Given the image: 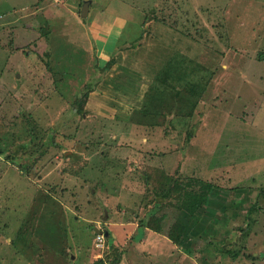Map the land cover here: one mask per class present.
I'll list each match as a JSON object with an SVG mask.
<instances>
[{
	"label": "rangeland",
	"instance_id": "obj_1",
	"mask_svg": "<svg viewBox=\"0 0 264 264\" xmlns=\"http://www.w3.org/2000/svg\"><path fill=\"white\" fill-rule=\"evenodd\" d=\"M42 1L21 2L0 32V264L100 261L93 241L110 211L90 206L92 186L76 190L56 166L105 153L120 129H96L90 116L113 101L136 122L124 130L136 154L105 182L133 189L127 216L169 239L152 262L264 264V0H98L83 19V0ZM13 3L0 0V13ZM92 20L104 24L99 44L119 48L104 67L89 52ZM173 57L188 62L179 80ZM150 156L167 171L147 167L138 186L132 172ZM191 177L212 182L211 194L199 196ZM169 186L179 194L162 200ZM113 254L96 264H121Z\"/></svg>",
	"mask_w": 264,
	"mask_h": 264
},
{
	"label": "crops",
	"instance_id": "obj_2",
	"mask_svg": "<svg viewBox=\"0 0 264 264\" xmlns=\"http://www.w3.org/2000/svg\"><path fill=\"white\" fill-rule=\"evenodd\" d=\"M35 1L37 0H33V2ZM84 1L88 3V11L86 15H82L81 9L82 19L83 17L85 18L90 15V11L93 7L92 3L97 2L98 0H83V2ZM21 2H24V0H14L13 5H10L8 9H5L2 13H0V32H3L7 29V26L3 27L6 23L5 19L9 20L14 15L19 16V14H16V12L20 10V7H22L21 10H24L23 6H19L20 4H22ZM42 3L45 4L44 7H50L51 4H54L53 0H43ZM124 4L127 5L126 3ZM127 6L129 7V5ZM35 7L36 6H34V8ZM121 13L123 15V12ZM126 16L128 18L131 17L127 14ZM126 16H123L122 18ZM82 22L81 24H84V22ZM89 24H96V26L98 27V30H96L95 32L94 39L91 38L92 43H97V45H89L92 47V49H89V52L90 50L93 51L95 48L96 50H94L93 52L99 59V64L101 65V67H104L107 65L108 60L112 56H114L115 52L119 48L115 47V50L112 51L111 49L107 48L106 45L99 44L101 42H104V44H108L107 39L104 40L102 38L103 36L99 32L104 28L103 22L94 23V20H92ZM87 33L91 32L88 31ZM105 51L109 55L105 56ZM100 72H104V69L102 68ZM109 98L117 100L113 96ZM111 102L112 101L107 100L106 103L110 105ZM113 105L115 108L111 113H104L103 111H101L100 113L96 111L94 115L91 114L90 116V119H92L93 125L96 129H104V125L109 123L113 124L112 127L116 126V129L118 127L120 129V131H118L117 133L114 132V134H112V132L111 134H109L110 137L107 138V141L103 142L105 148H103L102 150H105V153L94 154L91 151L92 153L87 154L80 151V153L77 155L67 154L62 161H59V165L61 164L60 167L57 165L56 168L57 171L61 174L60 178L62 177L67 185L70 184L69 186H74L76 190H80L85 193L83 186H92L90 192H88L90 197L86 200L90 206L93 207L95 205L98 209L101 206H104L109 209L110 212L104 219L105 223L108 225L106 229H108L109 231V236L107 237L108 247L106 255H112L113 253H115L114 248L115 246H117L120 247L123 251L121 264H135V258L139 257L141 258L142 264H155L154 262H152V259L155 257V255H153L152 253V250L160 254L162 250L161 244H164L165 242L167 243L169 239L161 229L150 227L149 225L143 224L139 221L137 222V218L135 216L134 219H132L131 216H127L126 213L130 211L129 209L136 208V203L133 202L135 200V192L133 191V189L122 186L118 190H116L118 188H116V186L119 183H116L112 187H108L105 182L106 177H109L110 179L115 177L119 178V173L123 172V170L128 171L129 169L126 170V168L127 166L129 167V151L130 155L136 154L133 153V149H131L129 147V143H127V141L132 137L130 132L127 130L124 131L126 127L135 128L133 123L135 124L136 122L133 120L131 112L122 110V108H120V106L114 101ZM133 113L134 112H132V114ZM106 126L108 127V125ZM134 139L136 140V138ZM120 141H124L125 143H121ZM162 159L163 157L158 158L157 156L154 158L150 156L148 159H145L149 163V165H145L144 168L155 166L153 167V169L156 168V170L159 171V169L164 168L167 171V168L165 167L166 165L161 162ZM56 163L52 164L51 167L53 165H56ZM140 173H142V167H138L137 170H135V173L132 172V175L137 177V185L140 182ZM111 175H113V177ZM141 189L142 186L140 190ZM67 204L69 205V203ZM128 241L132 242L129 245V251L123 250L121 246H125ZM177 251L182 252V250L179 248H177ZM162 255L163 253L160 254V256Z\"/></svg>",
	"mask_w": 264,
	"mask_h": 264
},
{
	"label": "trees",
	"instance_id": "obj_3",
	"mask_svg": "<svg viewBox=\"0 0 264 264\" xmlns=\"http://www.w3.org/2000/svg\"><path fill=\"white\" fill-rule=\"evenodd\" d=\"M178 58V57H177ZM177 58H175V57H173L172 58V60L170 59L168 62H167V67L168 68H170L171 69V76L172 75H185V74H179V72H180V69H182V67L183 66H188V62L186 63V61L184 60L185 58L184 57H182V59H181V62H179V60L177 61ZM184 58V59H183ZM175 62V63H174ZM173 66V67H172ZM195 68H196V66H195ZM167 72H168V70H167ZM165 73V74H164ZM161 75L162 76H165V77H163V80L164 81H167L168 82V84H171L172 85V83L170 82V78H169V75H167L166 74V71H162V73H161ZM173 77V76H172ZM173 78H176V77H173ZM177 79V78H176ZM181 79V78H180ZM177 80H179V79H177ZM194 81L192 80L191 82H188L187 84L189 85V87L191 88V94L192 95H195L196 94V82H194ZM79 111H80V108H79ZM147 169V167H145V169L143 170L142 169V172L144 171V174H145V170ZM148 170V169H147ZM149 174H152L153 172H159L158 170H156V168H152V169H150L149 171ZM190 181L192 182V188H195L196 187V185H198V184H196V183H199V185H200V187H198V188H200V190H201V193H199V194H201V195H199V196H203L202 198H205L206 196H208V193H209V195L211 194L210 192H212L213 191V187H214V184L212 183V182H209V181H204V180H202V179H199V178H192L191 177V179H190ZM176 189L177 190V193L179 192V190H178V186H176V187H171V186H169V188H167V190L164 192V193H162L163 195H161V197H162V200H165L166 198H168V197H170L171 195H172V192H173V189ZM197 188V187H196ZM173 193H175V192H173ZM179 194V193H178ZM190 194H191V192H190ZM201 198V199H202ZM185 199V198H184ZM115 255H116V257L113 259V260H111V262L110 263H116V262H119L120 261V259L122 258V253H123V251L121 252L120 250H119V247H117V246H115ZM181 249H183V250H187V248H185V247H183V248H181ZM113 254V255H114ZM109 256L110 255H106V257H104V258H102V259H99L100 261H98V262H104V260H105V258H109ZM96 261V262H97ZM96 262H95V264H96Z\"/></svg>",
	"mask_w": 264,
	"mask_h": 264
},
{
	"label": "built area",
	"instance_id": "obj_4",
	"mask_svg": "<svg viewBox=\"0 0 264 264\" xmlns=\"http://www.w3.org/2000/svg\"><path fill=\"white\" fill-rule=\"evenodd\" d=\"M93 247L97 258H104L107 253L108 241L104 233L96 232Z\"/></svg>",
	"mask_w": 264,
	"mask_h": 264
},
{
	"label": "water",
	"instance_id": "obj_5",
	"mask_svg": "<svg viewBox=\"0 0 264 264\" xmlns=\"http://www.w3.org/2000/svg\"><path fill=\"white\" fill-rule=\"evenodd\" d=\"M88 11V3L85 2V4L82 7V15H86ZM96 232L104 233L106 237L109 236V231L108 229H98Z\"/></svg>",
	"mask_w": 264,
	"mask_h": 264
},
{
	"label": "clouds",
	"instance_id": "obj_6",
	"mask_svg": "<svg viewBox=\"0 0 264 264\" xmlns=\"http://www.w3.org/2000/svg\"><path fill=\"white\" fill-rule=\"evenodd\" d=\"M106 229V228H105ZM100 259H102V258H100Z\"/></svg>",
	"mask_w": 264,
	"mask_h": 264
}]
</instances>
